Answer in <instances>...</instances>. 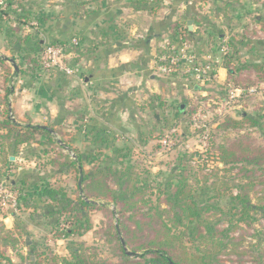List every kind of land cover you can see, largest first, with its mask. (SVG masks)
Listing matches in <instances>:
<instances>
[{
    "label": "crops",
    "instance_id": "crops-1",
    "mask_svg": "<svg viewBox=\"0 0 264 264\" xmlns=\"http://www.w3.org/2000/svg\"><path fill=\"white\" fill-rule=\"evenodd\" d=\"M22 2H27L43 20L42 24L35 21L38 29L35 37H39L38 39L43 43L66 42L74 37L80 38L81 47L75 53L68 55L67 59L76 65L79 71L76 76L58 81H55L56 77L49 80L45 77L41 80L21 75L14 77L10 86V116L21 126L49 128L62 146H65L61 141L64 139L72 149L81 153H86L93 146L91 136L99 134L104 138L115 140L114 146L109 149L102 146V143L97 144L99 156L95 161L84 166L86 172L93 170L102 160L113 157V148L116 147L131 148L130 160L136 166V171L139 166H144V160L141 161L140 158L143 153L146 155V152H149L154 155L152 157H157L154 153L164 149H167L166 155H161L168 158L178 153L181 162L177 165L182 166L183 159L193 153L187 148L192 135L189 128H186L184 133L178 131L173 121L178 120L183 127L187 126L185 124L187 116L177 115L175 107H180L186 102L195 104L194 95L198 97L202 95L200 101L204 102L208 91L215 92L218 86L224 91L232 85L220 54L221 44L228 43L231 38L228 32L224 34L221 31L236 28L237 20L233 19L232 15L239 17L241 10V14L243 13L242 24L239 25L242 27L241 39L264 42L261 21L263 19L257 18L255 23L251 22L254 17L252 12L258 6L264 9V0L251 4H246L242 0L238 2L232 0H22ZM240 3L241 7L238 6ZM190 21L192 30L188 25ZM172 23L188 27L191 33V44H187L189 52L201 64L211 65L215 69L210 81L199 82L192 74H188L186 71L188 61H184L175 74L168 76L160 73L159 58L165 52V47L173 43L169 32ZM5 41L9 42V36L3 29L0 32V57L13 59V52L4 47ZM213 45L217 48L215 49ZM240 48L241 53L237 56L239 62H264V46L250 45ZM16 64L19 66L20 60H16ZM7 65L12 68L14 74L13 64L8 61ZM252 79L257 80L255 74H252ZM0 84V98H4L2 75H0ZM261 87L263 86L260 85L259 88ZM171 109H173L172 113L168 114ZM166 121L169 125H166ZM171 122L175 124H170ZM38 138L41 142H49L48 136L42 135ZM4 146L2 147L0 143V154L4 155L9 151L12 164L4 166L0 160V177L5 173L7 176H14L11 181L17 182L23 171L44 177L45 180L52 176L51 181L46 182L52 188L58 187V182L61 186L55 189H64L72 199L76 198L78 190L82 195L80 189L82 177L78 181L75 171L61 172L49 164L45 169L36 167L37 163L52 155L49 153L45 156L42 153V150L50 148L49 146L34 142L20 146L14 155L12 150ZM57 151L58 149L54 152ZM63 152L75 159V154L68 147H65ZM166 164L162 166V173L167 170ZM180 170L179 167L176 175H179ZM0 181L5 186L6 182ZM42 183L44 180L39 182ZM31 185L28 187L30 188L28 198H37L38 195L31 191ZM16 193L17 191L14 192L15 196ZM46 199L48 197L43 196L41 200L44 203H51L50 199ZM36 201L32 203L29 201L28 205H21L20 208L3 209L4 213L0 216V220L17 242L3 248L11 263L0 260V264H61L62 259L71 261L73 252L79 248H89L87 241H90V236H97V233L101 237L97 238L101 243H108L105 232H99L101 228H96L93 218V215L99 212L103 216L102 219H105L101 211L90 212L92 229L82 236H73L66 240L55 239L51 227H41L49 217L47 212L43 211L44 205L36 207L38 204L35 203ZM111 209L117 220L115 208L111 206ZM115 225L117 226L116 222ZM122 239L121 237V241ZM72 241L77 243L75 248L66 244L67 248L62 251L61 245ZM107 245L109 246L107 249L111 251L110 244ZM36 252L40 254L38 259ZM110 258L113 259L109 262L118 261L112 253Z\"/></svg>",
    "mask_w": 264,
    "mask_h": 264
},
{
    "label": "trees",
    "instance_id": "trees-1",
    "mask_svg": "<svg viewBox=\"0 0 264 264\" xmlns=\"http://www.w3.org/2000/svg\"><path fill=\"white\" fill-rule=\"evenodd\" d=\"M4 6H0V32L6 28L9 36V50L13 52V59L20 60L18 71L12 73V68L7 65L8 60L0 57V75H2V84H4V98H0V143L2 147L7 148L13 155L16 150L23 145L31 143H40L50 148H44L42 153L48 157V164L55 170L76 172L78 181L81 178L82 195L80 190L76 193V198L69 197L68 192L64 189L52 188L49 184L41 186L40 181L45 180L44 177L35 176L28 171L20 174L17 182L10 181L8 184L0 181V185L4 191L8 192L10 187H13L11 193L17 191V208L21 205H28L36 201L37 208L44 205L43 211L47 212L48 217H52L50 222L51 229L55 239H69L73 236H82L84 233L92 229L90 212L94 210L101 211L109 224L105 230L106 240L110 244L111 252L118 261L103 262L96 261L95 257L88 251L89 248H79L73 252V260L62 259L61 264H216V253L211 249L202 250L198 246L201 240L206 241L210 234L216 232L217 223L208 221L205 214L215 206L210 205L213 197L209 196L210 190H216L217 180L212 182V178L216 174L212 171L211 174H206L203 182L206 186L204 198L198 199L192 195L190 190L192 187L191 176L184 175V172L191 170L193 157L187 155L183 159L179 175L176 176L178 181L174 185H169L168 191L164 198L154 204L151 200L149 192V180L143 178L136 172V166L131 163L132 151L131 148H113V157H108L96 166L91 171H84V166L96 160L99 156L98 143H102L105 148H112L115 140L107 139L97 134L91 136L93 146L86 152L81 153L67 143L66 140L61 141L65 144L62 146L58 140L51 134L49 129L17 124L10 116V94L13 78L21 75L28 76L41 80L44 78L42 66V51L49 46L66 47V54L70 55L78 51L81 47L79 37H74L66 42L53 41L43 43L42 40L35 37L38 29L31 26L32 21L43 23L41 17L37 16V12L22 0H0ZM238 2V0H232ZM14 19V24L8 26L9 20ZM262 21V29L264 30V21ZM30 25V28L35 29V33L25 34L24 26ZM29 28V29H30ZM33 29V30H34ZM170 40L177 46L183 44L190 45V32L188 27L182 26L179 23H172L169 26ZM73 40H78L79 44L74 46ZM255 43V44H254ZM264 46V42H252L251 40L241 39L230 41L229 46L231 51L223 58V67L229 72V81L237 88L249 89L258 82H264V63L249 61L241 63L237 59L238 46ZM69 58V57H68ZM67 58V59H68ZM65 62L73 69L78 70V67L71 63L70 60ZM13 64V63H12ZM183 65V62L181 63ZM14 66V64H13ZM79 71V70H78ZM252 74L256 75L257 80L252 79ZM46 80L54 79L58 81L71 77L58 70L50 74H45ZM43 76V77H42ZM76 76V75H75ZM1 85V84H0ZM201 101L196 104L186 102L177 109V115L187 116L186 125L193 124V116L201 108ZM3 106V108H2ZM217 126L211 129L208 139V146L203 152L210 154L215 160H206V167L214 164H223L222 168H218V172L224 174L232 173L237 170L236 178H241L240 184L230 186L226 184L229 180L223 182L225 192L232 188L238 189L240 194L234 198V203L231 209H236L240 204L246 210L252 209L259 211L264 217V206L258 207L253 205L252 194L255 195L259 203L264 204V147L255 144V139L252 132L256 131L259 135L264 136V119L255 118L245 114L241 119L233 118L229 115L225 116L222 121L215 120ZM225 133L241 132L237 139H227L221 145L214 148L212 142L217 138L215 131ZM207 131L206 127H196V133L204 134ZM245 132V133H244ZM48 136L49 142L44 143L39 140V136ZM102 137V138H99ZM65 147H68L75 154V159L71 155L63 152ZM56 149H58L57 152ZM201 157V156H200ZM198 158L201 161V158ZM206 157V156H204ZM192 158V159H191ZM0 160L4 166L11 165L9 159V151L6 154H0ZM186 164V165H185ZM191 166V168H190ZM211 181V182H210ZM210 182V184H208ZM32 184V185H31ZM31 185L35 193H39L37 198H28ZM19 188H18V187ZM37 195V194H36ZM47 196L51 203L43 202L41 199ZM2 197L0 196V202ZM40 199V200H39ZM39 200V201H38ZM43 202V203H42ZM42 203V204H41ZM113 206L118 216L115 220V213L111 209ZM211 208V209H210ZM4 208L0 206V216L4 213ZM66 215H69L68 219ZM244 219V218H243ZM241 219V221H243ZM117 223V226L115 225ZM234 228L218 232L221 242L215 249L220 248L227 250L228 237ZM199 236V238H197ZM123 238L127 249L137 256H129L122 244ZM190 240L196 244L198 254L190 253V249L184 240ZM227 240V242H225ZM244 242V238H242ZM17 242L13 234L6 230L5 225L0 220V260L10 262L5 254L7 245ZM38 257L40 254L35 253ZM240 255V253H239ZM259 257V255H258ZM260 260V259H259ZM260 262V261H259ZM11 263V262H10Z\"/></svg>",
    "mask_w": 264,
    "mask_h": 264
},
{
    "label": "rangeland",
    "instance_id": "rangeland-1",
    "mask_svg": "<svg viewBox=\"0 0 264 264\" xmlns=\"http://www.w3.org/2000/svg\"><path fill=\"white\" fill-rule=\"evenodd\" d=\"M25 1V0H23ZM243 2H246V4H251L252 2L255 3L258 0H242ZM261 1V0H259ZM241 7V3L238 5ZM233 10H235V8H231ZM248 11V10H247ZM233 14V13H232ZM245 14V13H244ZM257 14V15H256ZM243 15V13L241 14V10H240V16H236V15H232L234 16L233 19H236V28H228L223 29V31L221 32H225L229 33L230 37V41H237V40H241V16ZM231 16V15H230ZM252 16H254L251 19V22L255 23L257 18H262L264 21V9L261 6H258L257 9H255L252 12ZM259 16V17H258ZM15 17H12V20H9L8 22H5L8 24V26H11L12 24H14V19ZM230 18V17H229ZM232 19V20H233ZM264 24V23H263ZM31 26L35 27V29L37 28V25L35 24V21L31 22ZM30 25L24 26L25 34L28 33H35V29L34 28H30ZM34 29V30H33ZM261 29V28H260ZM251 30V29H250ZM4 31L6 32V28L4 29ZM255 34L257 35V31L256 29H254ZM261 31V30H260ZM236 34V35H235ZM235 35V36H234ZM39 38V37H38ZM229 41V42H230ZM228 42V43H229ZM4 43V42H3ZM48 44H50L49 42H47ZM228 43L226 44H221L222 46L228 45ZM9 42L5 41V45L4 47L6 49H8L9 46ZM214 48L216 49L217 46L213 45ZM219 46V44H218ZM241 47V46H240ZM239 46L238 48V56L239 53H241V48ZM11 48V47H10ZM221 54V53H220ZM1 55V54H0ZM223 59V58H221ZM19 61V60H18ZM264 63V62H261ZM45 76H50V75H43ZM263 86L261 88H259V86ZM202 86V85H201ZM216 86V85H214ZM213 86V87H214ZM233 87V88H232ZM215 88V87H214ZM235 87L233 84L229 86L228 89L222 91L221 87L218 86V89H215L214 91H208V94L205 95L206 101L202 102L201 104V108L202 111H204L205 114V118H202L203 120V124L200 127H206L207 131L205 133H208L211 129L215 128L217 126V124L215 123V120H219L222 121L223 118L227 115L229 116H233V118L236 119H241V117L244 114H248L251 115L255 118H263L264 119V82H258L257 84H255L254 86L250 87L249 89H253L254 92L251 93L250 95H246L243 99L238 100V102H230L229 98H227V94H230V91H233ZM231 89V90H230ZM248 90V89H247ZM195 98V104L196 102L199 103L202 95L200 97H198V95H194ZM251 97V98H250ZM260 98H263V100H261ZM199 99V100H198ZM203 100V99H202ZM224 103L223 106H225V111H222V108L220 107V103ZM173 108V107H172ZM178 107H175V113H177ZM168 112L169 113H172ZM262 113V114H261ZM231 116V117H232ZM177 120V119H176ZM154 122V120H153ZM175 122V123H173ZM170 124H175L176 127H178V131L181 133L185 132V129L189 128L191 131L190 134L191 139H189L188 144H187V148L192 150L193 153H191L192 155H189L190 157H193L194 161L192 164V168L191 170H187V172H184V175L187 176H191L190 180H192V187H191V191H192V195L195 198L203 199L204 198V193H205V188L206 187H202V186H206L203 185L205 184L203 182L205 175L206 174H211V172L213 171L214 174H216V177L214 175V178H212V182H214L215 180H217L218 178V183L216 184V190L212 191L210 190L209 196L213 197V195L216 194V197L212 198L210 201V205L215 206L214 209L210 208L211 210L205 214V217L208 219V221H211L213 223H217L218 227H216V232H213V234H210L209 237L207 238L206 236V241L201 240L200 245L198 244V246L200 248H202V250H206V249H211L214 253H216V256L214 257V259H216V264H264V217L262 215L261 212L259 211H253L252 209L250 210H246L243 208L242 204H240V206H238L236 209H231L232 208V204L234 203V198H236V196L238 194H240V191L238 189L232 188L231 190H229L228 192H225L224 189L222 190V188H225L223 185V182L229 180L228 183L230 186H233L234 184H240L241 183V178H236L235 174L237 173V170H234L232 173L229 174H224L223 172H218V168H222L223 164H220L219 166L217 165V162L215 161L214 164L209 165V167H206V160L211 161V160H215L214 157H212L211 155L214 153V151L210 154H205L204 156H202V154H204L203 152L206 150L207 146H208V140H205L203 138L202 133H196V127L195 124H191L187 125V126H182V124L180 123V121H173ZM169 122L166 121V125ZM186 124V123H185ZM168 130V129H167ZM250 130V132L252 133V136L255 139V144L257 145H262L264 147V136L259 135V133H257L256 131L252 132V128H247V131ZM244 132V133H245ZM215 134H217V138L213 139V146L214 148L217 147V145H221L222 142H224L227 139H237L238 136L241 134V132H229L225 133L222 131H215ZM209 139V138H208ZM140 152H142L140 150ZM167 149H164L162 151L159 152H155L154 154L157 157H152L154 155L150 154L149 152H146V155L143 153L142 156H140L141 161L144 160L143 164L144 166L141 167L139 166V168H137V173L142 176L145 179H148L149 181V188H150V192L149 195L152 200V202L154 204H157L159 200H161L162 198H164V196L166 195V192L168 191V187L169 184H176L178 181L176 180V174L178 172V169L180 167V169L183 168V166L181 165H177V163L181 162L179 160V157L177 156L178 153H175V155L171 156L170 158H168V156H164L166 155ZM197 152V153H194ZM164 154V155H161ZM196 155H199V157L201 158V161L198 160L199 157H197ZM139 156V155H138ZM152 157V159H151ZM155 158V159H153ZM192 159V158H191ZM47 160V161H46ZM136 160V159H135ZM146 161V162H145ZM138 162V160H137ZM150 162V163H148ZM166 164L167 166V170L163 171L162 173V166L163 164ZM48 165V157L47 159L41 160L39 163H37V168L39 169H45ZM186 165V164H185ZM208 169L210 171H208ZM24 172V171H23ZM19 174V172H18ZM52 174V172H51ZM179 174V173H178ZM11 175V174H10ZM47 176V175H45ZM50 176V175H49ZM51 177L46 178V180H44V183L46 184V182H50L51 181ZM14 179V176H7L5 173H3L2 177H0V180H3L5 182H7L8 184L10 183V181ZM57 179V178H56ZM214 179V181H213ZM49 180V181H48ZM210 181V182H211ZM12 182V181H11ZM210 182L208 184H210ZM240 182V183H239ZM44 183L40 184L41 186L45 185ZM60 183V182H59ZM61 184V183H60ZM60 184L58 187L55 188H60ZM18 187V186H17ZM20 187V186H19ZM18 187V188H19ZM13 187H10V189L12 190ZM11 190L8 191V195H11ZM31 191H34V188L31 189ZM3 188L0 185V196H4L3 195ZM6 192V191H5ZM39 196V193H36ZM45 199V198H43ZM2 200V199H1ZM11 200V199H9ZM7 200L6 202V206L3 207L4 209H15L17 207H15L14 202ZM48 200V199H46ZM253 205H256L258 207L264 206L263 203H259V201L256 199L255 195L252 194V200H251ZM2 201L0 202V206L2 205ZM2 207V206H1ZM20 212V211H19ZM66 217L68 219L69 215H66ZM93 218L95 220L96 223V228H101V231L104 233L107 228V225L110 223L108 219H102L103 216L97 212L93 215ZM244 218V219H243ZM241 219H243V221H241ZM46 222L43 223L41 225L42 226H49L51 227V225L49 224L52 221V217H49V219L45 220ZM101 222V223H100ZM37 227V226H36ZM230 228H234L232 233L229 234L228 237V244L229 246H227V250H222L220 248L215 249V247L220 244L221 239L220 236H218V232H221L223 230H227ZM100 235L99 233H97V236L93 237L90 236V241H87V244H89V253L91 255H93L95 257V260L98 261H105L108 262L110 259V254L112 253L111 251H109L107 249V247H109L107 244L101 243L100 240H98L97 238H99ZM101 238V237H100ZM197 238H199V236H197ZM242 238H244V242L243 240H241ZM185 243L188 245V248L190 249V253L192 254H198V252L196 251V244L194 242V244L192 243V241L186 239L184 240ZM227 242V240L225 241ZM67 246L71 247V248H75V241L72 242H67L61 245V249L63 251V249L67 248ZM96 249V250H94ZM240 253V255H239ZM259 255V257H258ZM102 256V257H100ZM100 258V259H99ZM260 259V260H259ZM260 261V262H259Z\"/></svg>",
    "mask_w": 264,
    "mask_h": 264
},
{
    "label": "built area",
    "instance_id": "built-area-1",
    "mask_svg": "<svg viewBox=\"0 0 264 264\" xmlns=\"http://www.w3.org/2000/svg\"><path fill=\"white\" fill-rule=\"evenodd\" d=\"M0 6H4V3L0 1ZM72 44L74 46L79 44L78 40H73ZM66 47L63 46H49L46 47L42 51V66H43V73L50 74L55 70L65 73L69 76H75L78 73V70L73 69L67 65L65 60L69 57L66 54ZM231 48L229 45L222 46L220 49V53L222 57L229 54ZM188 61V66L186 67V71L188 74H192L199 82L210 81L213 78V72L215 69L211 65H203L201 64L198 59L189 52V46L186 44H181L177 46L176 44H168L165 47V52L159 58V71L163 75H172L177 73L181 66L182 62ZM233 88V87H232ZM231 90V89H230ZM253 89L244 90L243 88H234L233 91H230V94H227V98H229L230 102H238L244 95H250L253 93ZM220 107L222 111H225V106L223 101L220 103ZM202 118H205L204 111L202 108H199L197 113L193 116L192 120L195 126L200 127L203 124ZM209 134L204 133L203 138L208 140ZM168 144V142H167ZM208 171H210L208 169ZM8 192H3L2 196V207L6 206L7 200L14 202L15 207H17V194L15 196L14 193L8 195Z\"/></svg>",
    "mask_w": 264,
    "mask_h": 264
},
{
    "label": "water",
    "instance_id": "water-1",
    "mask_svg": "<svg viewBox=\"0 0 264 264\" xmlns=\"http://www.w3.org/2000/svg\"><path fill=\"white\" fill-rule=\"evenodd\" d=\"M188 25H189V29L190 30H192V22L190 21L189 23H188ZM8 61H10L11 63H13L14 64V68H15V70L16 71H18V66H17V64L14 62V60H12V59H7ZM42 128H46V127H43V126H41ZM46 129H49V128H46ZM51 131V130H50ZM13 159V158H12ZM80 189H81V192H82V182L80 183ZM122 244H123V246H124V248H125V251H126V253L129 255V256H137V254H135V253H131L128 249H127V247H126V244H125V242H124V240L122 239Z\"/></svg>",
    "mask_w": 264,
    "mask_h": 264
}]
</instances>
